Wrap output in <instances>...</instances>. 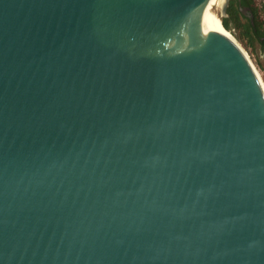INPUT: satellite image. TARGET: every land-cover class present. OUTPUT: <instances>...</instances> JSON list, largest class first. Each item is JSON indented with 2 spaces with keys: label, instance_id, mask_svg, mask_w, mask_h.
<instances>
[{
  "label": "water",
  "instance_id": "95a60500",
  "mask_svg": "<svg viewBox=\"0 0 264 264\" xmlns=\"http://www.w3.org/2000/svg\"><path fill=\"white\" fill-rule=\"evenodd\" d=\"M209 1L0 0V264H264V83Z\"/></svg>",
  "mask_w": 264,
  "mask_h": 264
},
{
  "label": "rangeland",
  "instance_id": "374dc122",
  "mask_svg": "<svg viewBox=\"0 0 264 264\" xmlns=\"http://www.w3.org/2000/svg\"><path fill=\"white\" fill-rule=\"evenodd\" d=\"M233 1L234 0L229 1L230 6L228 5L224 16H222V7L217 9L215 6H212V10L219 17L221 23L222 19L227 20L230 31L227 30L235 37V40L246 52L259 73L261 81L264 83V46L262 47L258 40L252 36L251 42L249 43L245 28L249 20L241 13H235L237 9ZM248 2L255 12L258 26H260L261 30L264 32V0H248Z\"/></svg>",
  "mask_w": 264,
  "mask_h": 264
},
{
  "label": "flooded vegetation",
  "instance_id": "af4514ba",
  "mask_svg": "<svg viewBox=\"0 0 264 264\" xmlns=\"http://www.w3.org/2000/svg\"><path fill=\"white\" fill-rule=\"evenodd\" d=\"M233 3H235L237 12L243 14L249 20L250 23L253 17L254 24L252 23L251 24L254 29H253V32H251V36L256 38L258 42L260 43V45L263 47L264 46V32L261 30L260 26H258V23H255V21H257L255 12L254 10H252V7L250 6L248 0H234ZM244 10L245 12H243ZM231 17H232V14H231ZM247 39L250 43L251 42L250 35L249 36L247 35Z\"/></svg>",
  "mask_w": 264,
  "mask_h": 264
},
{
  "label": "bare ground",
  "instance_id": "6f19581e",
  "mask_svg": "<svg viewBox=\"0 0 264 264\" xmlns=\"http://www.w3.org/2000/svg\"><path fill=\"white\" fill-rule=\"evenodd\" d=\"M226 2H227V0H210L204 11H206L214 19V21L232 38V40L234 41L237 48L241 51V53H243L245 58L247 60H249V62H251V60L248 57V55L246 54V52L243 50V48L235 40V37L224 27V25L221 23V20L219 19V17L212 10V6H215V8H217V9L221 8V7L223 8V6L225 5ZM222 8H221V10H222ZM251 64L253 65L252 62H251ZM253 67L255 68L254 65H253ZM255 70H256V68H255ZM256 72H257V70H256ZM257 74L259 76L258 72H257ZM259 78H260V76H259ZM260 80H261V78H260Z\"/></svg>",
  "mask_w": 264,
  "mask_h": 264
},
{
  "label": "trees",
  "instance_id": "16d2710c",
  "mask_svg": "<svg viewBox=\"0 0 264 264\" xmlns=\"http://www.w3.org/2000/svg\"><path fill=\"white\" fill-rule=\"evenodd\" d=\"M236 12H237V10L235 11V13ZM222 23H223L224 27L230 31L227 20L222 19ZM255 23H257V21H255ZM245 28H246V34L248 36L250 35V38H251V32H253V29H254L252 24L250 22H248V24L245 26Z\"/></svg>",
  "mask_w": 264,
  "mask_h": 264
}]
</instances>
